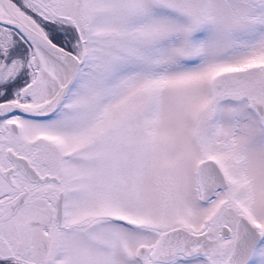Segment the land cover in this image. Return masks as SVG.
<instances>
[{
    "label": "snow or ice",
    "instance_id": "1",
    "mask_svg": "<svg viewBox=\"0 0 264 264\" xmlns=\"http://www.w3.org/2000/svg\"><path fill=\"white\" fill-rule=\"evenodd\" d=\"M0 264H264V0H0Z\"/></svg>",
    "mask_w": 264,
    "mask_h": 264
}]
</instances>
